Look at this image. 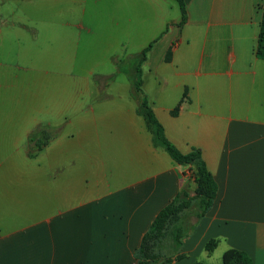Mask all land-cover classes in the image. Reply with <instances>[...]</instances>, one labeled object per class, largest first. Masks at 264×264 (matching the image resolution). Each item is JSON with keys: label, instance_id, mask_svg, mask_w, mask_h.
<instances>
[{"label": "crops", "instance_id": "0c3cea01", "mask_svg": "<svg viewBox=\"0 0 264 264\" xmlns=\"http://www.w3.org/2000/svg\"><path fill=\"white\" fill-rule=\"evenodd\" d=\"M183 1L179 27L175 0H0V48L33 50L29 77L20 58L0 74V264H136L158 212L182 189L194 196L195 169L153 144L117 69L146 49L155 118L217 186L168 264H222L230 249L264 264L263 0ZM40 126L61 131L30 157Z\"/></svg>", "mask_w": 264, "mask_h": 264}, {"label": "trees", "instance_id": "16d2710c", "mask_svg": "<svg viewBox=\"0 0 264 264\" xmlns=\"http://www.w3.org/2000/svg\"><path fill=\"white\" fill-rule=\"evenodd\" d=\"M178 3L181 13L179 27L186 22L187 14L183 0H175ZM262 17L259 27L258 38L255 46V56L264 60V0L262 4ZM147 49L133 57V64H118V72L125 74L132 87V96L137 101L136 113L144 120L148 131L152 135L153 144L164 149L170 158L180 166L195 169L191 178L196 184L194 196H189L185 189H182L165 207H163L150 227L142 236L140 245L135 251L136 264H168L183 257L180 254L182 241L196 227L212 207L216 197V183L207 170L201 153L198 149L181 153L164 134L162 125L155 118L150 102L141 90L140 65L145 59ZM165 60H168L166 55ZM129 65V69H126ZM113 76L107 81L113 80ZM94 82L99 84V79L94 78ZM104 98V96L102 97ZM177 109L171 111L172 116H176ZM61 127L52 128L48 126L36 127L28 136L27 150L30 157L35 156L53 139L60 134ZM217 245V241L210 240L206 243L204 250L212 252ZM222 264H252L248 256L238 250L230 249L226 251L221 259Z\"/></svg>", "mask_w": 264, "mask_h": 264}, {"label": "rangeland", "instance_id": "374dc122", "mask_svg": "<svg viewBox=\"0 0 264 264\" xmlns=\"http://www.w3.org/2000/svg\"><path fill=\"white\" fill-rule=\"evenodd\" d=\"M23 44H24L23 47H18V46L15 47V46L7 45L4 48H0V62L6 63V65H0V74L10 73L13 69L12 66L15 65V59L20 58L24 61L22 64L24 68V70L22 71V73L24 74V78L30 76L29 70H25V67H30L29 64H26V58H30L33 55V50L31 49L29 45L25 46L26 44L25 41ZM3 58L6 60H1ZM120 87H121V84H120Z\"/></svg>", "mask_w": 264, "mask_h": 264}]
</instances>
